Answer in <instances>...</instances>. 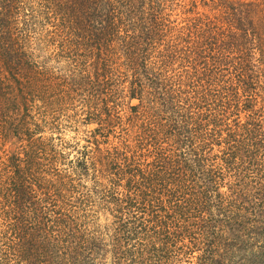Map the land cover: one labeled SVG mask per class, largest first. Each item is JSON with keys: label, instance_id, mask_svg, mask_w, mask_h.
I'll return each mask as SVG.
<instances>
[{"label": "trees", "instance_id": "obj_1", "mask_svg": "<svg viewBox=\"0 0 264 264\" xmlns=\"http://www.w3.org/2000/svg\"><path fill=\"white\" fill-rule=\"evenodd\" d=\"M180 2L0 0V264H231L230 235L264 216V0ZM124 89L132 140L60 170L54 102L109 127ZM95 198L110 250L80 221Z\"/></svg>", "mask_w": 264, "mask_h": 264}, {"label": "rangeland", "instance_id": "obj_2", "mask_svg": "<svg viewBox=\"0 0 264 264\" xmlns=\"http://www.w3.org/2000/svg\"><path fill=\"white\" fill-rule=\"evenodd\" d=\"M180 1L185 2L187 0ZM184 2L179 4L182 5ZM178 10L180 12V9ZM174 11L173 14L178 16V23L182 25V20L187 15H181L177 10ZM190 17L192 16L190 15ZM36 37L37 35L32 40L34 41ZM26 49L33 60L37 62L45 60L48 67L53 71L54 77L58 76V78L62 79L68 77L67 61L64 58L55 57L54 59V52L52 53V59H47L52 52V47L41 51L37 44L34 43ZM60 89L62 91V88ZM62 96L64 95L58 94L61 99ZM117 97L114 103L119 106V122L115 120L112 126L109 127H105L102 124L99 125L95 121H85L82 110L77 104L70 105L66 101L54 102L53 110H55V113L53 122L55 127H48L50 130H45L42 136L51 138L50 143L61 153V157L58 158L60 162L58 168L60 170L69 172L71 170L70 167L75 165L76 159L80 161L83 159L89 160L95 156L98 157L100 154L97 151L98 149L104 151L111 149L110 147H116L121 150L123 137H126L128 131V134H130L129 141L132 140L141 123V121L136 122L133 120L135 111L131 109L138 101H130L127 97L126 89H124L122 94H118ZM96 144H98L97 148ZM101 153L104 154V152ZM94 182L95 180H89V176H85L81 180V183L85 186H92ZM94 201L96 202L95 206L92 210H88L87 219L80 221L87 225L88 231H95L106 244L108 250H110V238L109 235H106L107 231L105 230L110 227L113 218L99 200L95 198ZM241 215H243V212H241ZM241 220L244 225L241 228H236L228 240V248L230 250L228 256H231V259H229L231 264H264V216L256 215V218H253L248 213ZM196 256L197 253L195 252L193 257L187 260L189 262L182 264H195L196 260L194 257ZM105 264H111L109 257H107Z\"/></svg>", "mask_w": 264, "mask_h": 264}]
</instances>
